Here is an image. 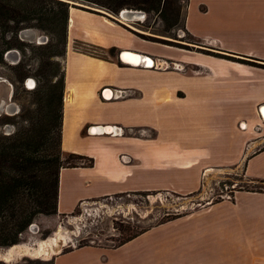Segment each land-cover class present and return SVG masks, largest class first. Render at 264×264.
Masks as SVG:
<instances>
[{
  "label": "crops",
  "instance_id": "0c3cea01",
  "mask_svg": "<svg viewBox=\"0 0 264 264\" xmlns=\"http://www.w3.org/2000/svg\"><path fill=\"white\" fill-rule=\"evenodd\" d=\"M78 12L73 34L67 33L60 150L92 164L60 169L56 215L71 216L109 196L193 195L205 170H241L249 183L264 186V0H188L184 32L215 44L187 49ZM68 15V24L75 23ZM71 42L94 54L73 51ZM120 53L201 74L133 65ZM118 90L126 95L117 97ZM113 127L126 133L110 137ZM64 250L52 264H264V192L235 191L232 201L192 209L116 246Z\"/></svg>",
  "mask_w": 264,
  "mask_h": 264
},
{
  "label": "trees",
  "instance_id": "16d2710c",
  "mask_svg": "<svg viewBox=\"0 0 264 264\" xmlns=\"http://www.w3.org/2000/svg\"><path fill=\"white\" fill-rule=\"evenodd\" d=\"M64 1L0 0V67H7L12 74V81L20 87H24L25 81L32 74L38 80L33 90L21 89L37 100L34 111L24 107L13 117H0V122H5L3 124H11L14 117H18L26 125L8 136L0 133V248L16 245L19 235L30 226L36 216L56 214L59 171L63 167H75L69 160H85L86 166L92 164L91 159L71 154L67 155V159L61 158L60 129L64 74L55 60L65 55L67 43L70 5ZM69 1L94 6L113 15H118L124 9L153 14L166 35L180 29L184 23L183 0ZM92 13L102 16L99 13ZM31 29L45 31L52 39L38 46L20 41V32ZM140 37L151 42L174 46L165 40L142 35ZM175 47L187 49L182 46ZM13 50H19L22 57L15 65L8 66L5 54ZM29 51L39 52L40 65L38 64L39 67L34 72L25 63V53ZM238 62L245 63L241 60ZM48 137L54 139L57 148L58 154L54 156H47L42 149ZM255 191L264 192V189ZM138 234L130 236L122 243ZM46 264H52V261H47Z\"/></svg>",
  "mask_w": 264,
  "mask_h": 264
},
{
  "label": "rangeland",
  "instance_id": "374dc122",
  "mask_svg": "<svg viewBox=\"0 0 264 264\" xmlns=\"http://www.w3.org/2000/svg\"><path fill=\"white\" fill-rule=\"evenodd\" d=\"M75 3L102 11L114 18L118 17V15L110 14L94 6H88L80 2ZM187 5L188 0H183V15L185 14ZM70 8H73L77 11H87V13H92V11L89 12L88 10L76 6L70 5ZM93 15L97 16L94 13ZM82 16L84 17V15ZM88 16L89 15L87 14L86 17H84V22H87ZM102 16L108 21L126 28L113 19L104 15ZM86 24L91 26L89 23ZM131 26L136 30L129 27L126 29L145 37L161 38L167 43L171 42L174 47H186L184 45L202 47L204 44L203 41L192 39L184 32L183 27H180V29H177L168 35L164 34L162 25L153 14H146V19L144 21L132 23ZM69 28L70 26L68 24L67 33L68 36H71L74 30H69ZM31 31L33 32L31 40L32 42H24L32 44L33 46H38L40 43L44 45L48 40L52 39L49 33L45 31H40L38 29H31ZM38 40L40 41L38 42ZM36 41L39 44H37ZM52 43L54 44L55 42L53 41ZM70 44V48L73 51L80 50L84 53L94 54L92 48L84 46L79 42H71ZM213 44L215 43H212V45ZM13 51L16 52L15 60L12 57L5 59L8 66L15 65V63H17L22 57V53H20L19 50ZM38 54V51H29L25 53V63L29 65V68L32 72L36 71L40 65V57ZM64 60L65 55L55 60L59 64L60 70L63 69ZM191 71L194 72L195 70L186 69V72ZM28 79H31L34 82V85L28 86V84L26 85L25 82L24 87H20L12 81V74L7 69V67H0V103H12L17 107L18 113L24 107L34 111L36 108L34 107V104L37 103V100L33 98L32 95L22 92L21 89L23 88L26 91L33 90L38 80L33 74ZM4 116L6 115L2 114L0 117ZM3 123L0 122V133L4 136H8L14 131H18L26 126L25 123H23V121L18 117H14L11 124ZM42 149H44V152L47 154V156H54L55 154H58L54 139L52 137L45 139ZM61 158L63 160L67 159V156L61 154ZM69 163L71 165L77 166L80 164H86V161L73 159L69 160ZM64 165H67L66 162H64ZM242 189L258 190L264 189V186L261 184L249 183L244 178L241 170L228 171L223 174L212 171L207 176L203 187H201L200 190L193 195L180 196L168 192L118 195L114 196L112 200L102 199L97 202H91L87 205H82L76 210V212L68 217L58 216L56 214L38 215L30 224V226L33 225V227H27L26 230L19 235V240L16 245L0 248V264H46L47 261H44L42 257L32 256L33 251L28 250L29 248L27 250L25 248L19 250L18 248L23 246L22 244H25L30 246L32 249H37L38 242L47 241L49 238H59L60 233L65 234L68 239H66V243L64 242L65 244H61V240L58 242L55 241L52 247L49 248L50 253L48 255H50V258L52 257L53 250L57 248V245L60 246V250L63 248L72 249L74 247L84 245H100L108 247L116 246L128 239L130 236H134L154 225L165 222L169 218L185 214L192 209L203 205L222 201L220 196L224 194L234 196L235 191ZM15 249L19 250L17 251L19 256H12L10 260H6L7 254ZM28 251H30L31 254H29ZM13 254L14 253L11 255Z\"/></svg>",
  "mask_w": 264,
  "mask_h": 264
},
{
  "label": "bare ground",
  "instance_id": "6f19581e",
  "mask_svg": "<svg viewBox=\"0 0 264 264\" xmlns=\"http://www.w3.org/2000/svg\"><path fill=\"white\" fill-rule=\"evenodd\" d=\"M70 16H71V19H73L74 20V18L76 19V22L75 23H71L69 26H70V28H69V30H75V26H76V23H77V21H78V14H79V12L77 11V10H75V9H73V8H70ZM83 13V12H82ZM86 14V13H85ZM89 15V14H88ZM89 17H90V15H89ZM83 18V17H82ZM117 19L121 22V23H123V24H125L127 27H129V28H132V29H135L134 27H132L131 25H132V22L131 21H129V20H127L126 19V16H122V17H117ZM95 20V19H94ZM80 21H82V20H80ZM79 22V21H78ZM87 22H88V19H87ZM95 22H96V20H95ZM94 22V23H95ZM105 23V24H107V25H110L111 26V24H112V22H110V21H108L107 19H104L103 21H102V23ZM93 23V24H94ZM80 24V23H79ZM81 24H82V22H81ZM84 26H85V24H83ZM84 26H83V28H84ZM94 26V25H93ZM97 27H99V26H97ZM107 27V26H106ZM100 28V27H99ZM111 28V27H110ZM85 29V28H84ZM106 29V28H105ZM118 29V28H117ZM116 29V30H117ZM82 30V29H81ZM112 29H110L109 31H111ZM136 30V29H135ZM87 31V30H86ZM99 31H101V30H99ZM109 31H108V34H109ZM115 31V30H114ZM90 32V31H89ZM101 32H103V31H101ZM101 32H100V34H101ZM104 35L105 34H107V32H104L103 33ZM112 35V34H111ZM116 35H119V34H116ZM92 36V35H91ZM94 36V35H93ZM92 36V37H93ZM120 36H121V34H120ZM94 38V37H93ZM95 38H97V37H95ZM92 39V38H91ZM93 40V39H92ZM95 41V40H94ZM104 43H105V41H104ZM94 44H98V43H94ZM89 57V56H88ZM70 58V57H69ZM68 60H70V59H68ZM121 60L123 61V62H127V63H130V64H133V65H137V64H139L140 63V60H141V57L140 56H135V55H132V54H130V53H124L122 56H121ZM78 61H80V59L78 60ZM77 61V62H78ZM71 62V61H70ZM72 62H74L73 60H72ZM75 62H76V60H75ZM76 62V63H77ZM82 64V63H81ZM81 64H78V66L80 67V65ZM85 64V63H84ZM97 64H99V63H97ZM153 63H150L149 64V66H151ZM76 65V64H75ZM100 65V64H99ZM99 65H96V66H99ZM104 65V64H103ZM71 66V65H70ZM93 66H95V65H93ZM83 67V66H82ZM99 67H101V66H99ZM90 68H93V67H91L90 66ZM98 68V67H97ZM86 69V68H85ZM95 69V68H94ZM99 69V68H98ZM81 70V69H80ZM90 70H92V69H90ZM85 71V70H84ZM83 71V72H84ZM86 71H89V69L88 70H86ZM93 71V70H92ZM92 71H90V72H92ZM99 71V70H98ZM98 71H96V72H98ZM89 72V73H90ZM100 72V71H99ZM93 73H95V71L93 72ZM96 75H98V74H96ZM95 75V76H96ZM71 79V78H70ZM72 81H74L73 79H72ZM75 82V81H74ZM71 83V82H70ZM73 85V84H72ZM70 86V85H69ZM105 93V92H104ZM68 95H69V93H68ZM70 105H72V104H70ZM68 106V105H67ZM66 108H68V107H66ZM66 110V109H65ZM30 227H33V225H31ZM58 235V234H57ZM57 237V236H56ZM64 234L63 233H60V236H59V238L57 237V238H55V239H53V238H49L47 241H44V242H38L37 244H38V248L37 249H32L30 246H27V245H25V244H22L23 246H20V248H18L19 250L20 249H22V248H25L26 250L28 249V250H32L33 251V255L32 256H34V257H42L43 258V260L44 261H50L51 260V258L49 257L50 255H48L49 253H50V247H52V245L55 243V241H59V240H61V244L62 243H64L65 242V240H63L64 239ZM65 244V243H64ZM19 250H13V251H10V253L9 254H7V257H6V260H10V258L13 256V257H18L19 256V253L17 252V251H19ZM60 251V246H58L57 245V248H55V250H53V252H52V256L53 255H55L56 253H58ZM29 252V254H31V252L30 251H28ZM27 252V253H28ZM12 253H14L13 255H11Z\"/></svg>",
  "mask_w": 264,
  "mask_h": 264
},
{
  "label": "water",
  "instance_id": "95a60500",
  "mask_svg": "<svg viewBox=\"0 0 264 264\" xmlns=\"http://www.w3.org/2000/svg\"><path fill=\"white\" fill-rule=\"evenodd\" d=\"M64 2H66L67 4H69L71 6H76V7L88 10V11H92V12L99 13V14H102L104 16H107V17L113 19L114 21L120 23L122 26H125L127 28V26L125 24L121 23L117 18L111 17V16H109L108 14H106V13H104L102 11H99V10H96V9H93V8H90V7H87V6H84L82 4H78V3H75V2L69 1V0H65ZM123 15L126 16V19L131 21L132 23H139V22H142V21H144L146 19V14L144 12H142V11L124 9V10H122V11H120L118 13V17H122ZM32 36H33V32L31 30H23L19 34V39H20V41H23V42L24 41H28L29 43H31L32 42L31 41L32 40ZM157 39L163 40L161 38H157ZM39 41L40 40H38V42ZM38 42H37V44H39ZM39 45H42V44L40 43ZM15 54H16L15 51H9V52H7L5 54V59H7L9 57H12L15 60ZM123 54L124 53H120V60H121V56ZM140 57H141L140 62H142V64H144L146 67H152L153 66V65L149 66V64L152 63V59L150 57L145 56V55L144 56H140ZM25 82H26V85L28 84V86H33L34 85V82L31 79H27ZM17 113H18V109L12 103H9V104H6L5 102H1L0 103V116L2 114L6 115V116H14Z\"/></svg>",
  "mask_w": 264,
  "mask_h": 264
},
{
  "label": "built area",
  "instance_id": "2783aa9c",
  "mask_svg": "<svg viewBox=\"0 0 264 264\" xmlns=\"http://www.w3.org/2000/svg\"><path fill=\"white\" fill-rule=\"evenodd\" d=\"M203 42L204 44L206 45H212V43H215L213 40H209V38H204L203 39ZM152 61L154 62V68L156 69H168V70H173L175 72H179V73H185L186 72V68L185 66L179 64V63H176V62H170V61H159L158 59L155 61L153 60V58H151ZM193 73L195 74H201V70H196L194 71ZM126 95V92L123 91V90H118L117 92V97H124ZM100 133L104 134L105 132L104 131H101ZM126 133V130H124L123 128L121 127H113V129L111 130V133L109 134L110 137H121L123 136L124 134ZM134 134V132H132ZM140 135H145L146 132H142V131H139L138 132ZM122 161H125V157L122 156L121 157ZM209 171L210 173V170H205L203 173H202V176H201V187H203L204 185V182L206 181L207 179V176L208 174H206L207 172ZM114 196H109L107 198H105L104 200H112ZM220 198L222 200H225V201H232L234 200V196L232 195H229V194H224L222 196H220Z\"/></svg>",
  "mask_w": 264,
  "mask_h": 264
},
{
  "label": "flooded vegetation",
  "instance_id": "af4514ba",
  "mask_svg": "<svg viewBox=\"0 0 264 264\" xmlns=\"http://www.w3.org/2000/svg\"><path fill=\"white\" fill-rule=\"evenodd\" d=\"M152 63H153L152 65L154 66V62H153V61H152ZM152 65H151V66H152Z\"/></svg>",
  "mask_w": 264,
  "mask_h": 264
}]
</instances>
